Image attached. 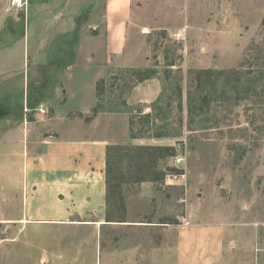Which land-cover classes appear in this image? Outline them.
<instances>
[{
	"label": "rangeland",
	"instance_id": "rangeland-1",
	"mask_svg": "<svg viewBox=\"0 0 264 264\" xmlns=\"http://www.w3.org/2000/svg\"><path fill=\"white\" fill-rule=\"evenodd\" d=\"M135 4L123 55L112 60L111 75L98 83L96 109L107 102L127 114L126 138L121 118L111 125L124 141L119 145L173 147L186 183H138L137 168L124 163L126 219L171 225L168 243L185 220L216 226L224 241L221 264H264V0ZM14 12L8 0H0V20ZM17 37L3 34L0 41ZM13 50L21 72L22 50ZM148 81L158 87L156 99L126 107L129 91ZM21 92L16 85L18 102ZM173 157L160 156L156 170H177ZM5 179L0 173V183ZM18 209L0 204V218ZM104 234L103 229L96 237L92 229L0 220V264H99L101 255L94 250ZM129 234L150 252L158 242L153 232Z\"/></svg>",
	"mask_w": 264,
	"mask_h": 264
},
{
	"label": "crops",
	"instance_id": "crops-1",
	"mask_svg": "<svg viewBox=\"0 0 264 264\" xmlns=\"http://www.w3.org/2000/svg\"><path fill=\"white\" fill-rule=\"evenodd\" d=\"M25 1L0 20V36L19 35L0 41V173H6L0 204L19 206L0 220L92 229L96 237L103 229L94 250L99 264H221L224 241L216 226L187 222L168 243L169 224L105 223L106 147L124 144L111 125L121 118L126 138L128 118L119 104L111 109L102 102L96 109L97 86L123 55L136 0ZM15 46L22 50L21 72ZM157 95L154 82L140 83L129 91L126 107ZM136 231L158 235L153 251L129 236Z\"/></svg>",
	"mask_w": 264,
	"mask_h": 264
},
{
	"label": "trees",
	"instance_id": "trees-1",
	"mask_svg": "<svg viewBox=\"0 0 264 264\" xmlns=\"http://www.w3.org/2000/svg\"><path fill=\"white\" fill-rule=\"evenodd\" d=\"M97 93L99 95L100 91L97 90ZM174 154L173 147L108 145L105 152V223L126 222L127 212L122 194L123 164L128 162L137 168L134 180L138 183L160 182L166 174L156 170V161L160 156L173 157Z\"/></svg>",
	"mask_w": 264,
	"mask_h": 264
},
{
	"label": "built area",
	"instance_id": "built-area-1",
	"mask_svg": "<svg viewBox=\"0 0 264 264\" xmlns=\"http://www.w3.org/2000/svg\"><path fill=\"white\" fill-rule=\"evenodd\" d=\"M25 5H26L25 0H8V7L10 10H13V11L14 10L19 11V10L23 9ZM172 161H173L172 166L174 168H176L177 170L172 171L170 173H167L164 176L163 186L169 187L172 185H178V186L185 185V183H186L185 175L183 173L178 172L181 168V165H182V158L181 157H173ZM182 225L187 226L188 223L183 222Z\"/></svg>",
	"mask_w": 264,
	"mask_h": 264
}]
</instances>
